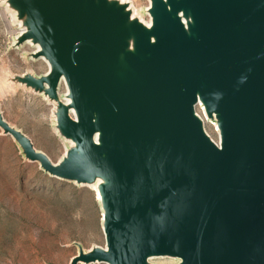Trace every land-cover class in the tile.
Returning <instances> with one entry per match:
<instances>
[{
	"label": "water",
	"instance_id": "obj_1",
	"mask_svg": "<svg viewBox=\"0 0 264 264\" xmlns=\"http://www.w3.org/2000/svg\"><path fill=\"white\" fill-rule=\"evenodd\" d=\"M3 1L48 64L9 82L54 105L65 152L0 129L99 193L105 245L70 264H264V0H150L149 25L122 0Z\"/></svg>",
	"mask_w": 264,
	"mask_h": 264
},
{
	"label": "rangeland",
	"instance_id": "obj_2",
	"mask_svg": "<svg viewBox=\"0 0 264 264\" xmlns=\"http://www.w3.org/2000/svg\"><path fill=\"white\" fill-rule=\"evenodd\" d=\"M128 2L149 25L145 10L150 0ZM13 21L0 0V83L27 71L41 75L48 70L44 59L30 56L34 46H13L20 32L19 24ZM9 83L10 88L0 89L3 117L28 135L38 150L58 161L66 142L54 128V106L41 94ZM66 92L62 86L60 93ZM206 128L218 141L214 125L206 122ZM96 191L94 186L78 185L44 172L39 163L25 159L12 136L4 135L0 129V264H70L80 248L104 246L102 211ZM152 261L176 262L169 258Z\"/></svg>",
	"mask_w": 264,
	"mask_h": 264
},
{
	"label": "bare ground",
	"instance_id": "obj_3",
	"mask_svg": "<svg viewBox=\"0 0 264 264\" xmlns=\"http://www.w3.org/2000/svg\"><path fill=\"white\" fill-rule=\"evenodd\" d=\"M122 1L127 2L128 0H122ZM130 3H131V2H130ZM135 10H136V9H135ZM137 11H138V10H136V12H137ZM133 12H134V13H133L134 16H135V15L138 16V14H137L138 12L136 13V12L134 11V9H133ZM139 17H140V16H139ZM13 19H14V18H13ZM140 19L142 20L141 17H140ZM144 22H146V21H144ZM149 24H150V22H149ZM64 94H66V93H64ZM64 94H61V93H60V95H64ZM53 106H54V105H53ZM94 187H95V190H97L96 186H94ZM97 191H98V190H97ZM97 191H96V192H97ZM98 200H99V193H98ZM101 221H102V220H101Z\"/></svg>",
	"mask_w": 264,
	"mask_h": 264
}]
</instances>
